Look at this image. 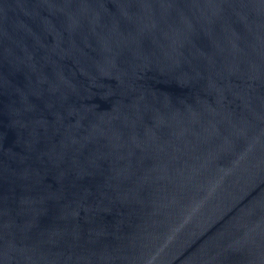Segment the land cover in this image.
<instances>
[{"label": "water", "instance_id": "1", "mask_svg": "<svg viewBox=\"0 0 264 264\" xmlns=\"http://www.w3.org/2000/svg\"><path fill=\"white\" fill-rule=\"evenodd\" d=\"M0 264H264V0H0Z\"/></svg>", "mask_w": 264, "mask_h": 264}]
</instances>
